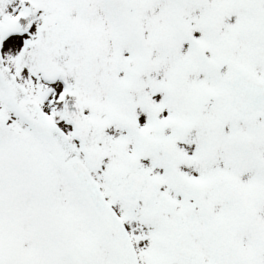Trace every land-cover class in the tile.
Listing matches in <instances>:
<instances>
[{
  "label": "snow or ice",
  "instance_id": "1",
  "mask_svg": "<svg viewBox=\"0 0 264 264\" xmlns=\"http://www.w3.org/2000/svg\"><path fill=\"white\" fill-rule=\"evenodd\" d=\"M0 264H264V0H0Z\"/></svg>",
  "mask_w": 264,
  "mask_h": 264
}]
</instances>
